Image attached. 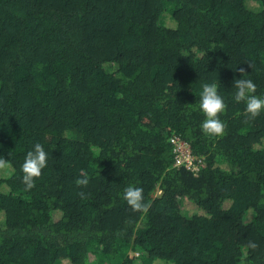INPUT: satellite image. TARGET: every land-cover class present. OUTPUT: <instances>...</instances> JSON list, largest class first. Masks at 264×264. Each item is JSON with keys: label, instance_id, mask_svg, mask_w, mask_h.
Listing matches in <instances>:
<instances>
[{"label": "trees", "instance_id": "1", "mask_svg": "<svg viewBox=\"0 0 264 264\" xmlns=\"http://www.w3.org/2000/svg\"><path fill=\"white\" fill-rule=\"evenodd\" d=\"M241 78L264 98V0H0V264H264V112L234 100ZM205 83L223 136L201 130Z\"/></svg>", "mask_w": 264, "mask_h": 264}, {"label": "clouds", "instance_id": "2", "mask_svg": "<svg viewBox=\"0 0 264 264\" xmlns=\"http://www.w3.org/2000/svg\"><path fill=\"white\" fill-rule=\"evenodd\" d=\"M243 77L244 70H240ZM233 87L236 89L234 100L237 103L246 104L245 115L250 120H254L264 112V98L257 96V86L251 79L234 80ZM200 110L204 113L205 119L201 124V130L209 136H223L227 125L220 119V115L226 110L227 104L218 92L216 83H205L202 85V93L199 103ZM48 153L40 143H36L33 149L28 151L24 163L22 164V183L26 190L35 187V181L42 175V170L47 166ZM12 167L10 161L0 157V172H7ZM81 179L76 180L78 186H86L88 178L81 172ZM81 198H86V193L80 192ZM124 200L134 212L147 213L150 204L144 202L143 188L128 186L124 189ZM249 248L255 250L258 245L254 241H249Z\"/></svg>", "mask_w": 264, "mask_h": 264}, {"label": "built area", "instance_id": "3", "mask_svg": "<svg viewBox=\"0 0 264 264\" xmlns=\"http://www.w3.org/2000/svg\"><path fill=\"white\" fill-rule=\"evenodd\" d=\"M169 141L172 146L175 166H184L191 171H198L201 161L192 155L190 147L177 136H172Z\"/></svg>", "mask_w": 264, "mask_h": 264}, {"label": "rangeland", "instance_id": "4", "mask_svg": "<svg viewBox=\"0 0 264 264\" xmlns=\"http://www.w3.org/2000/svg\"><path fill=\"white\" fill-rule=\"evenodd\" d=\"M263 146H264V141H263ZM8 173H10V169L7 170V172H0V178H4V177H6V176L8 175ZM159 194H160V193L157 192L155 195L158 196ZM188 210H191V211H192V208L189 207ZM131 256H132V257H136L134 254H131ZM91 261H92V263L94 262V264H95L97 260L95 259L94 256H92V257H91Z\"/></svg>", "mask_w": 264, "mask_h": 264}]
</instances>
